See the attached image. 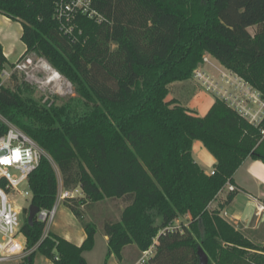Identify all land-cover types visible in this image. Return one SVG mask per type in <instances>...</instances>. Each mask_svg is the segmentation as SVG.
<instances>
[{
	"label": "trees",
	"instance_id": "obj_1",
	"mask_svg": "<svg viewBox=\"0 0 264 264\" xmlns=\"http://www.w3.org/2000/svg\"><path fill=\"white\" fill-rule=\"evenodd\" d=\"M56 1L0 0V13L22 23V57L44 58L92 110L73 116L68 105L47 106L16 73L14 88L5 86L0 42V115L51 155L65 188H82L84 196L65 205L87 237L80 246L53 231L43 238L46 222L26 218L27 246H39L23 264H33L37 251L55 264H88L84 251L94 246L97 226L84 219L83 208L106 198L131 203L119 221L104 222V264L113 254L121 260L130 244L141 252L155 244L146 264H199L200 246L209 264H264V245L209 209L248 157L264 162L258 128L219 98L204 116L167 99L171 84L191 78L206 53L264 95V0H93L103 20L78 14L74 37L61 29ZM7 130L0 118V136ZM195 140L216 158L214 174L195 161ZM29 186L31 204L55 206L59 179L48 158L31 173ZM187 214L188 225L169 229Z\"/></svg>",
	"mask_w": 264,
	"mask_h": 264
},
{
	"label": "built area",
	"instance_id": "obj_2",
	"mask_svg": "<svg viewBox=\"0 0 264 264\" xmlns=\"http://www.w3.org/2000/svg\"><path fill=\"white\" fill-rule=\"evenodd\" d=\"M78 14L86 15L89 18L95 19L97 22L103 20L93 7V0H57L55 5V16L61 22V29L65 34L74 37L75 25L74 20ZM81 32V31H80ZM45 59H39L37 62L31 57H22L14 63L13 70L26 73L27 77L33 78L39 84H49L52 82L40 81L37 79L34 70L42 66ZM205 65H210L217 68L222 79L225 80L227 88L219 90L218 97L225 101L233 110L241 117L247 120L251 125L259 130V143L264 140V95L257 88L246 82L236 73V76L228 73L226 70L220 69L215 65L209 53L204 54L203 62L194 71V76L200 80H207ZM52 67V66H51ZM55 69V68H54ZM231 71V70H230ZM12 73L7 67L2 72V77L11 76ZM208 88L218 89L219 85L213 80L210 81ZM62 85L58 82L53 83V91L60 93ZM221 94V95H220ZM8 125L6 133L0 136V263L13 259H24L30 256L38 246L28 248L27 238L22 232L19 216L22 208L19 207L15 200L10 198V194L17 193L30 198L33 193L29 186V178L31 173L39 166L43 157L54 162L51 155L28 133L22 130L14 123L5 120ZM215 170L211 171L214 174ZM24 190H21L22 186ZM230 191H235L236 187L228 184ZM79 188L68 189L59 185L56 204L51 209H40L37 213L38 220L46 222V228L43 238L49 230L47 228L53 223L56 215L57 203L68 198L77 197L76 192ZM30 206V205H29ZM259 211H264V205L260 204ZM175 227L170 226L169 229ZM154 246V245H152ZM152 246L144 251V256L141 262L145 261V256L150 255Z\"/></svg>",
	"mask_w": 264,
	"mask_h": 264
},
{
	"label": "rangeland",
	"instance_id": "obj_3",
	"mask_svg": "<svg viewBox=\"0 0 264 264\" xmlns=\"http://www.w3.org/2000/svg\"><path fill=\"white\" fill-rule=\"evenodd\" d=\"M15 23H18V24H14V25L12 24L13 26L7 24L4 18L2 17V15L0 14V30L2 32H5V31L10 32L13 38H15V40L13 41L16 43V40L19 39L18 35L20 31H18V29L20 30L23 25L19 21H16ZM256 29H257L256 27H251L250 32L255 33ZM112 47L114 48L115 45L113 44ZM30 56L35 60V62H37L39 59H42V57H39L36 54H30ZM45 62L47 61L45 60ZM205 66L206 68L204 70L207 72L206 75L209 77L207 80H200L193 75L191 78L185 81L174 82L176 84H171L170 93L167 99L168 100L176 99L181 105L185 106L191 113L202 115L204 112L200 110L201 104L203 103L206 104L208 103L209 99L213 100L212 98L218 97L217 94H219V90L223 88H227L226 87L227 84L224 83L225 80L219 76V74H221L220 71L217 68L213 67V65L212 66L205 65ZM208 66H210L211 68L210 70L208 69ZM217 66L220 67V69L222 68L220 64H217ZM13 67L14 65H11V66H8L7 69L12 74L13 73L17 74L19 83H21L22 81H27L31 85V88L33 89V97L36 98L37 100H40L41 103L43 104L46 103L47 106H51L52 104L55 106L68 105L69 109L73 113V116H78V115H81L85 112L92 110V106L86 103V100L77 93L75 86L65 76H63V80L60 81L62 85L61 92L57 93L53 91L54 82L49 83L47 85L39 84L33 78L27 77L26 73L20 72V71H14ZM34 73L37 79H39L40 81L42 80L45 81L46 79H48L47 78L48 72L44 69L43 66H39V68L34 70ZM212 80L219 85L217 90H215L214 88H208L209 84H211L210 81ZM2 82L5 86H9L12 88H14L15 83H16L13 80V78H11V76L2 77ZM47 82H50V81L48 80ZM198 102L200 103L198 104ZM0 118L4 121L6 120L1 115H0ZM200 145L202 148H199ZM192 151H193L194 156L197 159L199 158L203 162V164L208 168V170H210L212 167V164L210 163L209 157L210 156L213 157L214 155L205 146H203V142L201 140H195ZM52 163L57 170L58 178L61 182L62 181L61 172L57 164L55 162H52ZM260 176L264 180V176L262 175ZM247 179L248 178H246V180ZM248 181L253 182L251 180H248ZM254 181L256 183L258 182L257 179H255ZM259 185L263 186L264 183H259ZM78 187L79 186L75 188H78ZM24 189H25V186L23 185L21 187V190H24ZM76 195H78V191L76 192ZM77 197H80V196H77ZM10 198L12 200H15L16 204L22 208L21 214L19 216V221H20V226H23L25 219L28 218L29 212H26L25 209L26 208L28 209L30 205V198L22 196L19 193H17L16 195L10 194ZM62 205L58 208L56 219H55V225L59 224V227H57L58 228L57 230L59 231H61L62 229H69L73 226V220L69 218V214H64L62 212V209L64 207ZM83 213H84V219L86 221L94 222L97 228H99L102 231L104 222L106 220L112 219V221H116L119 218L120 209L116 206V204L113 202L111 198H106L104 199V201H98L94 203L90 202L88 206L86 205L83 208ZM47 230H49V228H47ZM101 231H98L97 229V232L95 235L94 246L91 249L84 251L85 253L84 255L89 260L90 264H103L106 260L108 246H107V243L103 239V234ZM139 255L140 253L136 251L135 253H133V256H132L133 259L131 258L130 260L129 258H126L127 264H132L133 262H135L138 258L137 256ZM25 262L26 261L24 258L22 260L13 259L10 261L2 262L0 264H23ZM33 264H55V263L51 259L41 254L39 251H37L34 256Z\"/></svg>",
	"mask_w": 264,
	"mask_h": 264
},
{
	"label": "crops",
	"instance_id": "obj_4",
	"mask_svg": "<svg viewBox=\"0 0 264 264\" xmlns=\"http://www.w3.org/2000/svg\"><path fill=\"white\" fill-rule=\"evenodd\" d=\"M1 14V13H0ZM4 18L5 22L9 25L18 24L15 23L16 21L8 18L7 16L1 14ZM12 25V26H13ZM256 27V26H252ZM18 28V27H17ZM251 28V27H250ZM249 28V30H250ZM18 40H16V43L13 41L15 38H13L12 34L10 32H2L0 30V42L3 44L4 47V53L7 57V64L6 67L14 65V63L19 60L26 52L27 46L22 41L21 36L23 34V26L19 30ZM254 34V33H253ZM211 56V55H210ZM212 62L217 65L220 64L222 67L221 69L226 70L228 73L232 74L233 76H236L232 71H230L228 68L223 66L216 58L211 56ZM220 68V67H219ZM208 69L210 70V66H208ZM219 74V73H218ZM176 84V83H173ZM213 100H208V103L201 104L200 110H202L204 113L202 115H198L196 113H193L198 116H204L209 111L213 103L215 102L216 98H212ZM200 102H198L199 104ZM195 142V141H194ZM193 142V145H194ZM204 146V144H203ZM193 148V147H192ZM199 148H202L201 145ZM193 154V151H192ZM193 157L195 161L205 170V172L210 173V171L215 168V165L217 163L216 158L213 156L209 157L210 163L212 164V167L210 170L203 164V162L198 158H196L193 154ZM55 162V161H54ZM264 176V162L261 160H255L251 157H248L242 165L238 168L236 173L233 176V182H228L224 188L218 193L216 198L209 204L210 210H219L221 216L226 219L229 223H231L233 226H235L236 229L240 230L248 239H250L252 242L258 245H264V211H259L258 207L260 204L264 205V185L260 186L259 183H264V180L261 178V176ZM246 178H248L246 180ZM59 179V178H58ZM257 179L258 182L256 183L254 180ZM248 180H251L253 182H250ZM232 184L236 187V195L234 198L226 203L227 198L230 193H234L235 191H230L228 188V184ZM59 185H63V179L60 182ZM78 195L77 196H84V192L82 188L78 187ZM81 190V191H80ZM113 202L116 204V206L120 209V215L119 218L116 221H119L121 219V215L124 211V209L131 203L130 198H111ZM108 200V199H107ZM104 201V200H102ZM64 204V205H62ZM64 206L62 209V212L64 214H69V218L73 220V226L69 229H62L61 231L57 230L59 227L58 225H55V219L57 215L58 208L60 206ZM56 215L53 223L49 227V231H53L60 236L66 238L67 240L73 242L76 245H82L85 241L87 234L86 231L80 222V220L74 215V213L65 205V200L57 203L56 208ZM112 220V219H109ZM191 220V216L189 214L185 216H181L177 218L174 223L172 224V227H175L177 229H182L184 226L188 225V223ZM61 229V228H60ZM98 231H101L99 228H97ZM103 234V239L107 243L108 246V240L109 237L104 233V229L101 231ZM157 241V238H156ZM138 251L140 253L139 256H137V260L133 262L132 264H146L148 260L155 255L156 253V246H152L150 250V255L145 256V261L141 262L142 257L144 256L145 252H141L137 245L130 244L124 247L122 252V259H118L114 254L110 256L108 260V264H127L126 258L133 259V253ZM108 253V250H107ZM85 254V253H84ZM138 255V254H137ZM85 256V255H84ZM86 258V256H85ZM88 264L89 260L86 258ZM104 264V263H103Z\"/></svg>",
	"mask_w": 264,
	"mask_h": 264
},
{
	"label": "water",
	"instance_id": "obj_5",
	"mask_svg": "<svg viewBox=\"0 0 264 264\" xmlns=\"http://www.w3.org/2000/svg\"><path fill=\"white\" fill-rule=\"evenodd\" d=\"M28 210H29V214H28L27 219L30 223H33L37 213L40 210V207H38L34 204H30V206L28 207ZM198 255H199V259H200L199 264H209V256L201 246L198 248ZM26 264H30V262L28 261Z\"/></svg>",
	"mask_w": 264,
	"mask_h": 264
},
{
	"label": "bare ground",
	"instance_id": "obj_6",
	"mask_svg": "<svg viewBox=\"0 0 264 264\" xmlns=\"http://www.w3.org/2000/svg\"><path fill=\"white\" fill-rule=\"evenodd\" d=\"M43 62L44 63H43L42 66L48 72V76H47L48 80L50 82H58V83H60V81L63 80V75L60 74L56 69L51 67L47 62H45V60Z\"/></svg>",
	"mask_w": 264,
	"mask_h": 264
}]
</instances>
